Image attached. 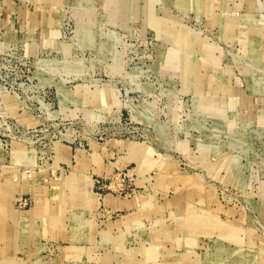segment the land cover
Instances as JSON below:
<instances>
[{
    "label": "rangeland",
    "instance_id": "obj_1",
    "mask_svg": "<svg viewBox=\"0 0 264 264\" xmlns=\"http://www.w3.org/2000/svg\"><path fill=\"white\" fill-rule=\"evenodd\" d=\"M0 264H264V0H0Z\"/></svg>",
    "mask_w": 264,
    "mask_h": 264
}]
</instances>
